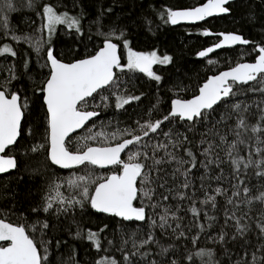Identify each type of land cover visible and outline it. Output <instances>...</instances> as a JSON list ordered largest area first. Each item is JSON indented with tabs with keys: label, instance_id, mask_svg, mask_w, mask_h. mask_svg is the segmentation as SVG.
Segmentation results:
<instances>
[{
	"label": "snow or ice",
	"instance_id": "obj_1",
	"mask_svg": "<svg viewBox=\"0 0 264 264\" xmlns=\"http://www.w3.org/2000/svg\"><path fill=\"white\" fill-rule=\"evenodd\" d=\"M214 17L241 28L203 27L216 40L197 59H252L193 88L149 37ZM2 180L0 211L22 222L0 217V264H55L65 233L93 264H264V0H111L95 15L83 0H0Z\"/></svg>",
	"mask_w": 264,
	"mask_h": 264
},
{
	"label": "trees",
	"instance_id": "obj_2",
	"mask_svg": "<svg viewBox=\"0 0 264 264\" xmlns=\"http://www.w3.org/2000/svg\"><path fill=\"white\" fill-rule=\"evenodd\" d=\"M140 0H137L139 3ZM153 4L157 8L162 7H193L205 2V0H152ZM85 9L90 15H95L100 4H110L111 0H83ZM131 4V0H128ZM117 11H121L120 8ZM13 24H19L20 28H24L27 23L28 13L25 10L23 13L12 14ZM203 27H209L213 31H233L241 28V24L234 23L231 18H219L211 20V23H206L203 25L190 27V26H161L160 31L156 37H149L156 47L160 49L161 52H167L168 54L174 55L178 63L188 70V74L191 76V86L194 88L197 81H202L206 75L211 73L208 72L209 66L205 62L197 59L196 53L199 50L207 47L211 43V39L200 35ZM242 30L247 34L249 31V26H243ZM255 34L258 29L252 30ZM25 49L27 46H24ZM139 50H150V45H146L144 42V37L139 38V42L135 45ZM223 52V51H222ZM238 59H242L243 62H250L251 56H244L243 58L225 56L223 54L217 56L215 60L218 61L217 67H222L218 70L226 69L229 63H235ZM213 70V68H212ZM216 70V71H218ZM142 75V74H138ZM143 84V81L139 82ZM144 91H149V88L145 86ZM188 97L191 98L192 93H187ZM166 99V98H165ZM114 100V97H113ZM112 109L110 108L105 115L111 118ZM115 123V121L113 122ZM123 127V123L120 125ZM99 129H94L97 131ZM44 160L42 157H37L28 161L29 167L31 169H43ZM104 171V170H100ZM13 184L16 182V177H10ZM28 177L25 176V180ZM8 183V180L0 181V184ZM30 185H21V190L26 191V188ZM3 198L0 197V205H3ZM0 217H7L13 223L22 222L19 214L10 215L6 210L0 211ZM63 239L67 240V244L63 245L58 252L54 253L55 264H93V258H97L94 249H88L85 245L86 242L74 241L65 233L63 234ZM119 257L120 253H115Z\"/></svg>",
	"mask_w": 264,
	"mask_h": 264
},
{
	"label": "water",
	"instance_id": "obj_3",
	"mask_svg": "<svg viewBox=\"0 0 264 264\" xmlns=\"http://www.w3.org/2000/svg\"><path fill=\"white\" fill-rule=\"evenodd\" d=\"M214 18H218V17H214ZM214 18H209V20H211V19H214ZM203 23H205V22H199V23H196V24H192V23H181V24H179V25H176V26H174V27H177V26H198V25H202ZM214 38H216V37H214ZM218 51H220V52H222V51H224V50H218ZM211 55H213V54H211ZM226 70H228V69H226ZM82 131V130H81ZM0 243H3V242H0Z\"/></svg>",
	"mask_w": 264,
	"mask_h": 264
},
{
	"label": "flooded vegetation",
	"instance_id": "obj_4",
	"mask_svg": "<svg viewBox=\"0 0 264 264\" xmlns=\"http://www.w3.org/2000/svg\"><path fill=\"white\" fill-rule=\"evenodd\" d=\"M219 18H220V17H218V18H214V19H219ZM211 20H213V19H211ZM211 20H210V21H211ZM203 24H206V22H205V23H203ZM203 24H202V25H203ZM198 26H199V25H198ZM200 26H201V25H200ZM190 27H191V26H190ZM192 27H195V26H192ZM208 38H210V39H211V43H210V45H211L213 42H215V40H216V38H214V37H208ZM210 45H208V46H210ZM216 57H217V55H216V54H213V55H212V58H214V59H215Z\"/></svg>",
	"mask_w": 264,
	"mask_h": 264
},
{
	"label": "rangeland",
	"instance_id": "obj_5",
	"mask_svg": "<svg viewBox=\"0 0 264 264\" xmlns=\"http://www.w3.org/2000/svg\"><path fill=\"white\" fill-rule=\"evenodd\" d=\"M213 59H214V58H213ZM216 65H218V63H217ZM216 65H214V66H209V67H212V68H213V71H216V70L222 68V67H217ZM207 66H208V65H207ZM157 67H159V66H157ZM226 69H228V67H227ZM226 69L224 68L223 70H226Z\"/></svg>",
	"mask_w": 264,
	"mask_h": 264
}]
</instances>
